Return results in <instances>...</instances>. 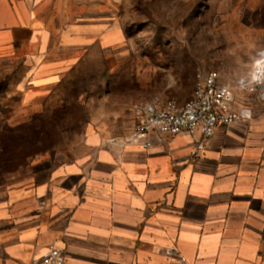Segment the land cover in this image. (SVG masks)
I'll list each match as a JSON object with an SVG mask.
<instances>
[{
    "label": "crops",
    "instance_id": "1",
    "mask_svg": "<svg viewBox=\"0 0 264 264\" xmlns=\"http://www.w3.org/2000/svg\"><path fill=\"white\" fill-rule=\"evenodd\" d=\"M103 3L0 0V63L55 74L61 62L47 58L87 50L90 35L118 45L124 33ZM238 101L256 118L217 127L197 158V133L122 151L109 143L121 134L101 126L74 158L34 162L0 194V264L53 243L68 264H264V100Z\"/></svg>",
    "mask_w": 264,
    "mask_h": 264
},
{
    "label": "rangeland",
    "instance_id": "2",
    "mask_svg": "<svg viewBox=\"0 0 264 264\" xmlns=\"http://www.w3.org/2000/svg\"><path fill=\"white\" fill-rule=\"evenodd\" d=\"M103 2L124 33L118 45L90 35L87 50L47 58L61 62L55 74L0 63V194L36 161L74 158L91 127L123 135L136 106L188 100L198 73L216 70L236 97L259 98L237 82L264 51V0Z\"/></svg>",
    "mask_w": 264,
    "mask_h": 264
},
{
    "label": "built area",
    "instance_id": "3",
    "mask_svg": "<svg viewBox=\"0 0 264 264\" xmlns=\"http://www.w3.org/2000/svg\"><path fill=\"white\" fill-rule=\"evenodd\" d=\"M258 55L254 72L239 78L237 83L240 90L257 93L259 98L264 100V66L261 65L264 61V51ZM194 85L191 97L181 104L155 97L136 106L127 131L111 138L109 143L119 144L122 151L129 145L147 151L153 148L156 142H164L166 137L197 133L198 140L191 152V156L197 158L207 149L217 127L247 125L256 118L255 110L250 104H239L235 92L221 81L218 71L207 70L198 73ZM167 253L176 254L173 249H168ZM22 264H68V256L63 248L53 243L47 245L40 257H33Z\"/></svg>",
    "mask_w": 264,
    "mask_h": 264
},
{
    "label": "bare ground",
    "instance_id": "4",
    "mask_svg": "<svg viewBox=\"0 0 264 264\" xmlns=\"http://www.w3.org/2000/svg\"><path fill=\"white\" fill-rule=\"evenodd\" d=\"M261 65H263V66H264V61H262V62H261Z\"/></svg>",
    "mask_w": 264,
    "mask_h": 264
}]
</instances>
